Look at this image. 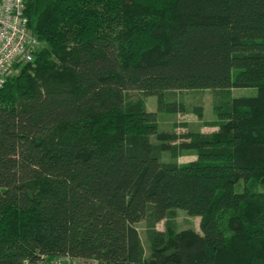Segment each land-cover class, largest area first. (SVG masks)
Masks as SVG:
<instances>
[{
    "label": "trees",
    "instance_id": "1",
    "mask_svg": "<svg viewBox=\"0 0 264 264\" xmlns=\"http://www.w3.org/2000/svg\"><path fill=\"white\" fill-rule=\"evenodd\" d=\"M24 12L39 50L0 89V264H264V0H28ZM232 88L256 94L213 102L210 133L159 130L128 97L176 114L175 92ZM178 209L199 230L178 229Z\"/></svg>",
    "mask_w": 264,
    "mask_h": 264
},
{
    "label": "rangeland",
    "instance_id": "2",
    "mask_svg": "<svg viewBox=\"0 0 264 264\" xmlns=\"http://www.w3.org/2000/svg\"><path fill=\"white\" fill-rule=\"evenodd\" d=\"M13 73H15L14 67L10 75ZM255 94L256 89L253 88H232L217 92L212 90H187L175 92L172 96H169V99L179 101L182 103L184 108L183 112L176 114H165L163 112H158L157 98L154 96L144 97L139 92L130 91L128 92V97L133 101L138 99L143 101L148 111L157 113V123L159 130L174 132L180 135L186 133L187 131H200L203 133L213 132L216 128L209 125L210 122H213L217 119L212 110L213 102L225 104L226 102L230 101V99L238 97H250L254 96ZM196 109L200 110V115L196 113ZM195 158V153L187 151L181 153V155L175 160L182 164L187 163ZM162 159L164 161L173 160L169 154H163ZM234 189L235 191L242 190L243 183H238ZM263 190L264 186H259L257 190L255 189L257 192H262ZM174 221L178 229L191 228L194 230H199V218L190 216L183 210H175ZM135 227L139 233L142 245L147 252L148 245L146 242V230L148 228V221H140ZM155 227L157 230H163L164 222H158L155 224ZM53 261L60 263L58 258L54 259ZM53 261H51L49 264H54ZM74 264L81 263L75 262Z\"/></svg>",
    "mask_w": 264,
    "mask_h": 264
},
{
    "label": "built area",
    "instance_id": "3",
    "mask_svg": "<svg viewBox=\"0 0 264 264\" xmlns=\"http://www.w3.org/2000/svg\"><path fill=\"white\" fill-rule=\"evenodd\" d=\"M28 0H0V89L16 64L32 62L39 42L28 26L25 4ZM70 264L68 258L58 259ZM95 264V262L89 263Z\"/></svg>",
    "mask_w": 264,
    "mask_h": 264
},
{
    "label": "bare ground",
    "instance_id": "4",
    "mask_svg": "<svg viewBox=\"0 0 264 264\" xmlns=\"http://www.w3.org/2000/svg\"><path fill=\"white\" fill-rule=\"evenodd\" d=\"M59 259V258H58ZM54 262V261H53ZM71 264H74V261H73V263L71 262ZM82 264H89V263H82Z\"/></svg>",
    "mask_w": 264,
    "mask_h": 264
}]
</instances>
